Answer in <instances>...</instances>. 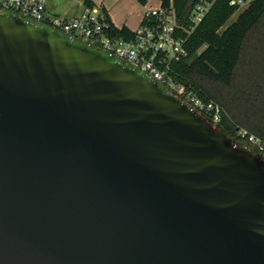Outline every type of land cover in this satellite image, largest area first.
<instances>
[{"label": "water", "instance_id": "water-1", "mask_svg": "<svg viewBox=\"0 0 264 264\" xmlns=\"http://www.w3.org/2000/svg\"><path fill=\"white\" fill-rule=\"evenodd\" d=\"M0 264H264V157L141 70L0 12Z\"/></svg>", "mask_w": 264, "mask_h": 264}, {"label": "trees", "instance_id": "trees-1", "mask_svg": "<svg viewBox=\"0 0 264 264\" xmlns=\"http://www.w3.org/2000/svg\"><path fill=\"white\" fill-rule=\"evenodd\" d=\"M145 5L146 0H135ZM162 8H172L186 27L189 9L199 0H158ZM232 0H213L203 20L188 36L187 57L172 67L173 80L221 109L219 121L227 137L235 142L244 130L264 142V0H243L239 10ZM84 7H93L83 0ZM108 34L131 39L133 32L110 22Z\"/></svg>", "mask_w": 264, "mask_h": 264}, {"label": "built area", "instance_id": "built-area-1", "mask_svg": "<svg viewBox=\"0 0 264 264\" xmlns=\"http://www.w3.org/2000/svg\"><path fill=\"white\" fill-rule=\"evenodd\" d=\"M213 0H199L187 14L186 27L177 19L172 8H152L144 13L141 25L131 39L114 38L108 34L109 23L101 9L84 7L77 17L66 20L47 13L48 0H0V12H8L27 20L49 26L71 38L86 42L125 65L132 66L159 82L167 94L178 98L188 110L219 124L220 107L199 97L195 92L175 82L172 67L187 57L186 42L208 12ZM231 5L245 4L232 0ZM239 141L253 147L264 157V142L238 130Z\"/></svg>", "mask_w": 264, "mask_h": 264}, {"label": "crops", "instance_id": "crops-1", "mask_svg": "<svg viewBox=\"0 0 264 264\" xmlns=\"http://www.w3.org/2000/svg\"><path fill=\"white\" fill-rule=\"evenodd\" d=\"M76 3L70 5L65 0H48L46 5L47 13L50 16L60 17L66 20L77 17L84 9L83 0H75ZM94 7L104 9L110 22L116 28L126 27L131 32H135L141 25L144 13L152 8H158L160 2L157 1L156 6H149L146 9L148 0L145 5H141L142 10L135 14V6L132 1L135 0H90ZM136 2V1H135ZM140 5V4H139ZM133 7V8H132ZM133 9V11H132Z\"/></svg>", "mask_w": 264, "mask_h": 264}, {"label": "rangeland", "instance_id": "rangeland-1", "mask_svg": "<svg viewBox=\"0 0 264 264\" xmlns=\"http://www.w3.org/2000/svg\"><path fill=\"white\" fill-rule=\"evenodd\" d=\"M66 3H69L70 5H73L76 3L75 0H65ZM133 5L135 6V14H137L140 10H142L141 5H139L137 2L132 1ZM157 5V1L156 0H148V3L146 5V9L149 6H156ZM246 7V4H241L239 5V10L231 17V19L228 21V25L233 22L235 20V18L237 17V15ZM133 8V7H132ZM133 11V9H132Z\"/></svg>", "mask_w": 264, "mask_h": 264}]
</instances>
